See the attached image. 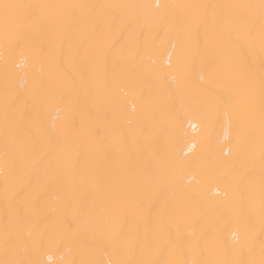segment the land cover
<instances>
[{
    "label": "bare ground",
    "instance_id": "1",
    "mask_svg": "<svg viewBox=\"0 0 264 264\" xmlns=\"http://www.w3.org/2000/svg\"><path fill=\"white\" fill-rule=\"evenodd\" d=\"M0 264H264V0H0Z\"/></svg>",
    "mask_w": 264,
    "mask_h": 264
}]
</instances>
